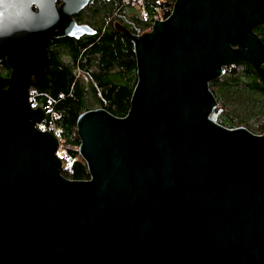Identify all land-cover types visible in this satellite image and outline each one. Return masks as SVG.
I'll list each match as a JSON object with an SVG mask.
<instances>
[{
	"label": "water",
	"instance_id": "obj_1",
	"mask_svg": "<svg viewBox=\"0 0 264 264\" xmlns=\"http://www.w3.org/2000/svg\"><path fill=\"white\" fill-rule=\"evenodd\" d=\"M89 0H0V264H264V132L216 122L208 82L246 62L264 83V0H174L134 36L128 110L75 122L88 179L58 170L57 141L35 124L32 76L51 37Z\"/></svg>",
	"mask_w": 264,
	"mask_h": 264
},
{
	"label": "trees",
	"instance_id": "obj_2",
	"mask_svg": "<svg viewBox=\"0 0 264 264\" xmlns=\"http://www.w3.org/2000/svg\"><path fill=\"white\" fill-rule=\"evenodd\" d=\"M174 0H141L140 16L130 13L134 3L125 0H89L72 19L86 24L92 34L77 38L51 37L46 46L45 69L32 76L29 90L36 93V107L43 111V124L51 121L69 165H61L59 174L70 180H86V165L77 152L79 144L75 122L86 110L102 108L115 117L125 116L132 89L136 82L135 58L131 43L115 29L120 22L130 32L131 25L121 21V15L137 27L148 31L155 20L166 18ZM130 2H133L131 0ZM138 5V4H137ZM143 12V14H142ZM253 32L264 44V24ZM9 72L4 57L0 55V76ZM215 101L231 108L228 116L220 114L216 122L226 128L244 126L248 119H264V83L246 62H236L218 77L208 82ZM222 109V108H221ZM50 110L52 115L45 113ZM249 131V130H248ZM264 132V122L256 134Z\"/></svg>",
	"mask_w": 264,
	"mask_h": 264
},
{
	"label": "rangeland",
	"instance_id": "obj_3",
	"mask_svg": "<svg viewBox=\"0 0 264 264\" xmlns=\"http://www.w3.org/2000/svg\"><path fill=\"white\" fill-rule=\"evenodd\" d=\"M130 1H131V0H125V2H128L129 4H130V3H131V4L134 3L133 9L131 10L130 13H138V15L140 16L141 6H139V4L141 3V0H133V2H130ZM137 4H138V5H137ZM142 14H143V12H142ZM116 17H117V16H116ZM140 17H141V16H140ZM119 18H120V20L122 21V18H121V17H119ZM124 18H125V17H124ZM125 19H127V18H125ZM116 23H120V22H116ZM233 66H234V64H233V65H227V66L223 67L222 72H225V69H226V68H228V67H233ZM209 90H210L211 92H212V91L214 92V88H212V87H209ZM215 103H216V106L222 108L221 111H220V113L217 115V117H218L220 114H222V113H224V114L227 115L228 112L231 111V108H230L229 106H227V105H223L221 101H215ZM227 116H228V115H227ZM262 122H264V119H263V118L258 117V116H255V117H252L251 119H248V120L246 121V124H245L244 126L246 127V130H249V132L256 134V130H257V128L260 126V124H261ZM58 148H59V147H58ZM56 155H57V157H58L59 159H61V158L64 156V152H62V147H61V149H59V150L56 151Z\"/></svg>",
	"mask_w": 264,
	"mask_h": 264
},
{
	"label": "built area",
	"instance_id": "obj_4",
	"mask_svg": "<svg viewBox=\"0 0 264 264\" xmlns=\"http://www.w3.org/2000/svg\"><path fill=\"white\" fill-rule=\"evenodd\" d=\"M117 17H121L122 18V21H126L128 24H130L131 25V29H132V31H131V33L134 35V36H139V35H141L142 34V32H140V30L137 28V27H135L131 22H129L128 20H126L123 16H121V15H116ZM35 96H36V93H35V91L34 90H29L28 89V102H29V105H30V107L32 108V109H34V108H37L36 107V103H35ZM45 113H48V114H50V116L52 115V113H51V111L50 110H45L44 111ZM35 126L39 129V130H41V131H46V132H50L54 137H55V139H56V141H57V148H56V151L57 150H59V149H61V143H60V141H59V139H58V137H57V134L58 133H56V131L54 130V128H53V125L51 124V121H50V123L48 124V125H45V124H43L42 122L41 123H37V124H35ZM59 147V148H58ZM56 151H55V154H56ZM60 167H61V165H69L70 163H71V160L69 159V158H67V159H65V161H63L62 159H60Z\"/></svg>",
	"mask_w": 264,
	"mask_h": 264
}]
</instances>
